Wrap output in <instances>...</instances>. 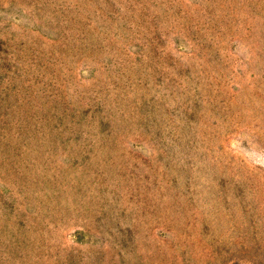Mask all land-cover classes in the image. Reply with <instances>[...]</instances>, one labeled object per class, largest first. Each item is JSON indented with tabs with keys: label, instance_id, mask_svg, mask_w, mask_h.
<instances>
[{
	"label": "rangeland",
	"instance_id": "374dc122",
	"mask_svg": "<svg viewBox=\"0 0 264 264\" xmlns=\"http://www.w3.org/2000/svg\"><path fill=\"white\" fill-rule=\"evenodd\" d=\"M0 264H264V0H0Z\"/></svg>",
	"mask_w": 264,
	"mask_h": 264
}]
</instances>
